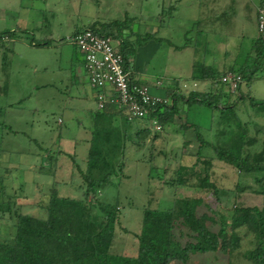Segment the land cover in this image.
Segmentation results:
<instances>
[{"label": "rangeland", "instance_id": "obj_1", "mask_svg": "<svg viewBox=\"0 0 264 264\" xmlns=\"http://www.w3.org/2000/svg\"><path fill=\"white\" fill-rule=\"evenodd\" d=\"M17 2L20 0H0V5L10 7L18 24L26 22L32 28L40 23L44 25L43 33L55 31L63 40L74 27L95 21L124 22L122 33L130 35L131 43L149 28L157 29V38L153 39L159 42L160 48L145 66L148 79L165 81L179 74L187 75L195 68L200 70L201 63L213 65L218 71L225 52H229L232 59L238 52L237 63L248 61L255 66H252V79L241 85L242 100L224 114L218 109L193 104L184 107L181 117L164 125L162 131L150 133L141 144L131 136L133 132L130 134L122 172L112 176L110 183L103 185L96 196L100 201L117 203L119 207L120 225L115 229L112 252L135 255L134 234L140 230L143 208L175 211L180 199L192 200L198 205V215L214 219L211 229L218 232L226 217L223 208L264 206L262 196L253 192L257 185L251 176L213 159L210 146L199 150L193 130L181 131L175 124L186 120L206 142L215 145L224 142L230 131L238 132L239 123L247 136L257 141L249 151L261 150L264 112L248 103V97L264 102V46L257 47L262 54L259 60L249 57L256 35L251 12L258 0H21V10L15 9ZM170 7H176L177 11L173 12ZM33 33L38 40V32ZM30 39L31 36H24V41ZM19 42H15V53L7 55L12 59L10 71L13 73L7 92L3 91L4 73L0 75V242L9 241L14 235V221L7 207L44 218L51 188L61 197H82L84 183L70 157L81 168L85 167L91 139L90 117L96 106L83 74L77 84L79 93L88 100L80 99L69 81L72 71L65 59L70 54L79 61L83 57L75 47L70 45L63 50L67 57L62 55L61 82L56 79L53 87L42 86L35 90V85L43 83L45 77L41 80V70H33V66L40 63L41 56H37L45 51L31 47L27 51L24 47L19 57L16 55ZM112 44L115 46L116 42ZM184 45L188 47L183 48ZM41 60L53 63L50 55ZM51 69L53 65L49 71ZM215 83L211 91L216 92ZM222 88L232 103L234 97ZM136 123L142 126L141 121ZM198 152L201 158L212 157L210 181L220 190L229 191L221 201L198 189L203 171L202 164H196ZM183 167L186 170L181 171ZM89 200L93 202L94 198ZM237 234L240 245L230 256L220 252L198 253L186 264H254L244 257L245 252L255 246L254 237L243 228Z\"/></svg>", "mask_w": 264, "mask_h": 264}, {"label": "trees", "instance_id": "obj_2", "mask_svg": "<svg viewBox=\"0 0 264 264\" xmlns=\"http://www.w3.org/2000/svg\"><path fill=\"white\" fill-rule=\"evenodd\" d=\"M176 9L170 7L173 12ZM125 26L124 22L119 21H95L77 28L74 33L90 29L109 37L111 41H118ZM3 35L10 40L12 34L5 32L0 34V37ZM4 43L0 42V50L3 49ZM32 45L38 47L45 44ZM119 45L122 66L129 72L131 82L146 85L133 77L132 64L128 57L133 49H126L122 43ZM255 45L264 46V42L258 37ZM255 51L253 60L257 61L262 54L258 48ZM252 66L253 63H250L247 69L235 71L241 77V84L237 94L228 93L234 97L232 103L223 88L216 92L206 90L188 93L175 89L168 95L170 102L153 106L149 117L156 119L162 131L163 126L171 123L184 107L193 104L218 109L224 114L242 100L240 88L245 80L252 79ZM199 69H193L191 79H208L210 85L225 74H216L213 70L211 74H203V71L209 69L202 66ZM248 99L249 105L258 106L264 112L263 101H256L251 97ZM99 114L105 116L95 120L85 167L81 168L70 157L72 166L84 183L82 197H61L51 188L44 218L22 214L12 207H7L14 221V235L9 241L0 242V264H186L192 255L198 253L220 252L230 256L239 248L240 237L237 231L242 228L254 237L255 244L245 252L244 257L254 264H264V206L258 208L234 205L229 209L223 208L225 221L220 230L215 232L211 229L214 219L205 214L198 215L197 203L182 199L178 201L180 205L175 211L143 208L140 230L134 234L137 241L135 255L112 252L115 229L120 225L119 207L117 203L100 201L96 196L103 185L110 183L112 176L120 174L123 170L128 142L126 126L129 120L123 110H117L112 105H107ZM119 119L122 123L117 124L115 121ZM140 121L144 127H140L136 133L138 144L153 132L148 126V118ZM178 128L181 131L192 129L199 142V150L203 146H210L213 159L233 166L239 173L251 176L257 185L253 192L261 195L264 203V142L260 151L250 152L249 149L254 147L257 141L254 137H248L245 128H241L239 123L238 132L230 131L224 142L215 145L206 142L195 126L186 120L183 124H178ZM153 136L157 137L155 134ZM197 155L196 164H202L203 168L198 189L208 192L216 201H221L229 195V191L220 190L210 181L208 173L212 157L201 158L200 152ZM183 170L186 169L183 167L181 171ZM179 171L180 169L178 177ZM90 197L94 198L93 202L89 200Z\"/></svg>", "mask_w": 264, "mask_h": 264}, {"label": "crops", "instance_id": "obj_3", "mask_svg": "<svg viewBox=\"0 0 264 264\" xmlns=\"http://www.w3.org/2000/svg\"><path fill=\"white\" fill-rule=\"evenodd\" d=\"M263 0H258V3L254 6V8L252 9L251 12V17H252V25L255 31V38L252 39V48L250 50L249 53V57L251 60H253L255 58V50L257 49V45H255V43L257 42L258 39V35H257V30H256V14H257V10L260 7V5L262 4ZM45 5V3H44ZM18 10L22 9V5H21V0L18 3L17 2V8ZM45 11V10H42ZM177 11V9H176ZM175 11V12H176ZM13 12V11H12ZM11 12L10 7H8L7 5H0V34L5 33V32H9L11 33V38L9 41L5 42L3 45V49L0 50V75L4 73V84H3V91L6 90L9 91V86L11 85V79H12V74L10 71V66L12 64V59L9 57H7L8 54L15 53V47H16V41H20L17 45H20V47L17 49V54L19 57H22L21 53H22V49L25 47V49H30V47L32 49L35 50H44L45 52H41L43 54H39L37 57L41 56V59L43 58V56H51V60L50 63L47 61H42L40 59V63H34L33 66V70H36L37 68L41 70V74L43 76H41V80L44 79L45 77V81H43V83H39L37 85H35V90L41 88L42 86L44 88L46 87H53V85L55 84L56 79L59 80V82H61V77H62V73H63V67H62V55L63 54V50L67 49L70 45L73 46L70 42H69V37H71L74 34V31L78 28V27H74L73 31L63 40L61 39V37L56 33H54L55 31H48L46 33H43L42 28L44 27V25H40V23L36 26V27H32L30 25H26L25 23H19L17 22V20L15 19V17L13 16ZM8 18H12L10 20H8ZM152 20V19H151ZM150 20V22H152ZM91 23V22H90ZM152 23H156V20H154ZM88 24V23H87ZM151 24V23H150ZM84 26V25H83ZM29 27V28H28ZM44 29V28H43ZM33 32H38L39 34V39L36 40L34 38V33ZM157 33V29L154 28H149L148 31L139 34V37L135 40V42L131 43L130 41H128L129 36H126L125 34H122L120 39L118 41H115V47L117 49H120V43H122L124 45V47L126 49L132 50L131 52L132 55H128L129 59H130V63L132 64V72H133V77L134 79H136L138 82L140 83H145L149 86L150 88V93L153 96H157V97H168L169 94H172L173 90L178 89L184 93H188L189 91H198V92H205L206 90H211L212 84L210 85V81L208 79H196L193 80L191 79V70L189 71L190 73H187V75H182L179 74L176 77H171L168 80H161L159 79H148L147 76L145 75V66L147 63H149L153 57L156 55V53L158 52V49L160 48V44L157 40H154L153 38H157L155 37V34ZM23 34V35H22ZM29 35L31 36V39L29 42L24 41V36ZM150 36V37H149ZM147 40V41H146ZM145 41V42H143ZM129 42V43H128ZM32 43H40V44H45L43 46H34L32 45ZM187 44V43H185ZM74 47V46H73ZM187 48L188 46L184 45L183 48ZM130 52V51H129ZM66 53V52H65ZM205 54V51H204ZM64 57H67L66 54L64 55ZM82 57V56H81ZM221 57V56H220ZM238 52H236L235 58L232 59V57H230V53L229 52H225L223 54V56L221 57V63L219 64V69L218 71L214 70L213 65H209L206 63H201V66L203 68H208L209 71H203V74H211L212 70L214 72L219 73V74H223V73H227V72H235L238 69L241 70H245L248 68V65L250 63H248V61H241L240 63H237L238 60ZM67 62H69V69L72 71L71 75L69 76L72 81L71 85L75 88V90L77 91V93L79 94V98L80 99H85L88 100L87 96L82 94L81 92L79 93V89H78V80H79V76L81 74H83L87 87L90 89L91 91V96L92 98L95 100L96 102V90H94L93 88L90 87L89 83H88V78H87V74L85 72L84 69V59L83 57L81 58V60H77L75 57L72 56V54H70L68 57ZM9 60V61H8ZM234 60V61H232ZM53 65V69H51L49 71V67H51ZM192 67V66H191ZM234 68H236V70H234ZM207 72V73H206ZM52 76V78H51ZM1 77V76H0ZM72 77L74 78L72 80ZM43 78V79H42ZM47 80V81H46ZM180 88V89H179ZM100 111L96 110V106H95V111L93 112V114H91L90 117V124H91V131L94 130V125H95V120L97 118H103L104 116L99 114ZM182 110L179 113L178 117L180 118L182 115ZM174 117V118H175ZM173 118L172 122L175 121ZM138 120H129L127 126H126V132H127V138H129L130 134L133 132V134H131V136L133 135L134 138H137L136 133L138 132V129L140 128L139 125H137ZM140 121V120H139ZM185 121V120H184ZM117 124L118 123H122V121L116 120L115 121ZM142 123V122H141ZM131 124V125H130ZM133 124V125H132ZM175 124H179V122H175ZM138 127V128H137ZM144 127V124L142 123V126ZM91 131H90V138H91ZM189 131V130H186ZM150 135V134H149ZM130 139V138H129ZM127 148V145H126ZM126 150V149H125Z\"/></svg>", "mask_w": 264, "mask_h": 264}, {"label": "built area", "instance_id": "obj_4", "mask_svg": "<svg viewBox=\"0 0 264 264\" xmlns=\"http://www.w3.org/2000/svg\"><path fill=\"white\" fill-rule=\"evenodd\" d=\"M258 37L264 42V1L256 14ZM7 36H1L0 42H7ZM69 42L82 54L88 83L96 90V109L102 111L107 105L123 110L128 120L148 118V126L153 132H160L161 126L155 118L149 117L152 107L159 103H169L168 97H157L150 93L149 86L135 84L129 78V72L122 66V57L109 37L84 29L69 37ZM241 77L235 72L222 75L214 88L224 87L229 94H237Z\"/></svg>", "mask_w": 264, "mask_h": 264}]
</instances>
